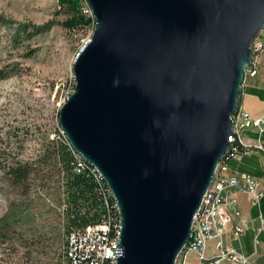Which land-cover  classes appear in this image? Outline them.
<instances>
[{"label": "water", "instance_id": "1", "mask_svg": "<svg viewBox=\"0 0 264 264\" xmlns=\"http://www.w3.org/2000/svg\"><path fill=\"white\" fill-rule=\"evenodd\" d=\"M88 2L60 125L118 203L116 264H176L228 153L264 0Z\"/></svg>", "mask_w": 264, "mask_h": 264}, {"label": "rangeland", "instance_id": "2", "mask_svg": "<svg viewBox=\"0 0 264 264\" xmlns=\"http://www.w3.org/2000/svg\"><path fill=\"white\" fill-rule=\"evenodd\" d=\"M68 17L59 0H0V219L17 215L8 228L0 223V264L67 261L62 187L34 176L21 186L8 170L16 160L45 153V138L59 130L60 111L75 92L76 57L94 29L69 30L63 24ZM259 58L256 76L264 86V49ZM244 107L263 114L264 99L252 98ZM188 260L202 263L193 252Z\"/></svg>", "mask_w": 264, "mask_h": 264}, {"label": "built area", "instance_id": "3", "mask_svg": "<svg viewBox=\"0 0 264 264\" xmlns=\"http://www.w3.org/2000/svg\"><path fill=\"white\" fill-rule=\"evenodd\" d=\"M80 2L83 12L92 18L94 29L91 37L83 41L82 50L91 42L97 20L88 0H80ZM263 35L261 33L252 46V63L245 71L241 89L245 85L246 77H255L258 74L259 56L264 49ZM232 120L233 133L229 137L230 147L228 153L220 162L213 181L203 198L201 207L194 216L191 238L176 264H198L188 260L191 252L195 253L200 261L207 259L206 252L212 240L217 241L218 254L206 264H223L225 260L236 264H256L251 257L233 248L226 247L223 243V235L234 221H237L234 225V235L236 237H239L246 229V222L241 209L238 207L235 191L248 192L252 204L260 206L264 197V190L256 177L244 171L232 172L229 166L225 164V159L231 156L235 160H241L253 150L264 152V113L254 117L239 105L232 116ZM59 128L63 137L68 140L74 156L76 171L79 173L87 172L94 178L97 184L96 191L106 209L101 222L89 224L81 229L76 228L70 232L66 245V258L71 264H105L107 260H110L112 264H116L121 249L122 230L118 203L98 167L76 151L61 125ZM250 128L257 129L259 135L257 139L252 140L246 134V130ZM261 232H264V215L262 214H260V227L257 231L256 243H259L258 234Z\"/></svg>", "mask_w": 264, "mask_h": 264}, {"label": "trees", "instance_id": "4", "mask_svg": "<svg viewBox=\"0 0 264 264\" xmlns=\"http://www.w3.org/2000/svg\"><path fill=\"white\" fill-rule=\"evenodd\" d=\"M59 3L67 9L69 14L68 19L63 23L66 28L78 30L92 25V18L83 12L80 0H59ZM40 28L36 27L34 32H39ZM241 94L242 92H240V102ZM45 140V145L43 144L45 153L39 154L36 160H16L12 163L8 173L13 181L24 186L34 176V178L59 184V188L62 187V193L65 195L64 213L69 233L73 229H81L89 224L101 222L106 209L96 191V181L87 172L76 171L74 156L60 128L52 138L48 136ZM236 163L237 160L231 156L225 159V164L232 172L237 171L233 166ZM16 216V212L9 214L1 218L0 223L8 228L10 221ZM66 264H71L68 259ZM105 264H112V262L107 260Z\"/></svg>", "mask_w": 264, "mask_h": 264}, {"label": "crops", "instance_id": "5", "mask_svg": "<svg viewBox=\"0 0 264 264\" xmlns=\"http://www.w3.org/2000/svg\"><path fill=\"white\" fill-rule=\"evenodd\" d=\"M249 78V77H248ZM246 79V84L242 88L240 105L244 107L245 101L251 103L252 98H262L264 99V86L261 84V79L257 76L251 78H258L255 81L253 79L250 81ZM259 83L262 85L261 89L255 87L254 83ZM249 111L248 109H246ZM251 114V113H250ZM262 114L253 115L258 117ZM246 134L253 140L258 138L257 129L250 128L246 130ZM264 139V137H263ZM237 165V166H236ZM236 165H233L237 171H244L251 176L256 177L264 190V153L259 150H253L250 154L244 156L241 160H237ZM235 196L238 199V207L241 209L243 218L246 222V229L239 236L234 235V225L237 221H234L223 235V243L226 247L233 248L240 253L251 257L256 264H264V232L258 234L259 243H256L257 231L260 227V214L264 215V197L261 201L260 206H254L251 202V196L248 192L236 190ZM217 241L212 240L209 243V247L206 252L207 259L202 260L201 264H206L210 259L217 256ZM190 255V254H189ZM223 264H236L232 261L225 260Z\"/></svg>", "mask_w": 264, "mask_h": 264}]
</instances>
